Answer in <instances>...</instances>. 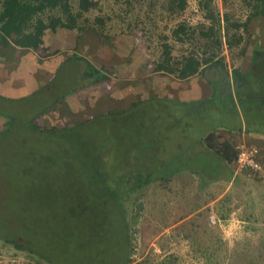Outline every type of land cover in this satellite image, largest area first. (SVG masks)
<instances>
[{"label":"rangeland","instance_id":"rangeland-1","mask_svg":"<svg viewBox=\"0 0 264 264\" xmlns=\"http://www.w3.org/2000/svg\"><path fill=\"white\" fill-rule=\"evenodd\" d=\"M94 1L96 7L85 13L79 24L111 26L107 32L115 33L117 37L110 43L114 47L109 56L104 55V48L101 49L107 60L129 62L135 54L144 58L147 53L156 68L167 72L179 66L182 68L189 57L203 60L213 56L221 59L229 70L237 67L244 71L252 63V50L256 46L264 49V18L259 16L251 18L247 32L239 31L243 36L240 43L228 46L225 42L228 36L225 28L229 29V35L235 32L231 25H226V20L243 22L249 14L245 0H187L185 9L176 14L165 10L166 0ZM97 17L102 22H96ZM181 23L185 24V31L176 37L173 30ZM209 26L216 29L222 45H216L213 38L200 35L199 31H205ZM111 46L107 45V49ZM163 57L165 61H162ZM86 61L98 70L97 75H107L104 81L107 87L113 82L105 60L95 62L86 56ZM124 65L119 61L117 70ZM117 70L112 69L111 73L120 74ZM78 75L63 88L64 92H69L65 95L69 96L65 112L70 115L71 122L75 121L71 126L60 124L62 120L54 122L58 125L53 128L39 126L38 118L43 109L50 106H44L49 98L47 102L41 99L40 104L34 105H30L33 100L14 103L0 98V237L24 240L35 251L17 249L0 239V251L6 258L17 254L36 264H48V257L53 264H106L108 258L117 264L121 260L125 246L116 252L117 246L109 239L102 240L101 232L91 235L82 231L79 223V217L85 215L82 210L79 213L78 202H75L81 201L77 196L80 189L84 190V182L77 176L84 163L78 155L83 157L96 149L95 154L102 156L97 171L111 176L116 181L114 188L121 189L122 178L127 175L129 179L133 178L130 186L121 190L128 195L124 200V218L127 222L132 221L129 224L131 243L128 250L131 254L128 264H264V182L261 177L255 173H239L229 192L218 201L220 211L217 213L212 209L215 223L209 219L212 212L208 207L189 216V212L205 202L204 191L198 188L194 191L190 185L179 191L178 198L175 185L161 184L156 176L171 178L179 169L187 168L198 176L196 185L201 187L203 178L197 170L225 173L221 167L223 162L208 154L178 160V149L163 153L161 122L166 115L160 108L144 102L131 109L101 111L99 104L105 99L103 88L106 85L99 82L97 88L87 86L91 88L93 102L97 100L98 103L94 108L79 95V90L86 87L85 83L94 84L84 77L83 71ZM113 84L119 90L121 80ZM248 87L251 88V83L238 87V94L239 90ZM51 89H46L45 94L51 95ZM241 95L243 98L245 93ZM77 99L83 104L77 103ZM119 104L123 101H118ZM241 107L245 109L246 104ZM228 109L230 121H237L233 118V108ZM79 117L83 119L78 120ZM35 128L53 130L58 135L39 132ZM87 193L85 199L89 197ZM216 196L213 192L210 197ZM113 215L108 214V218ZM84 240L86 244L82 245Z\"/></svg>","mask_w":264,"mask_h":264},{"label":"crops","instance_id":"crops-1","mask_svg":"<svg viewBox=\"0 0 264 264\" xmlns=\"http://www.w3.org/2000/svg\"><path fill=\"white\" fill-rule=\"evenodd\" d=\"M104 27L108 29L104 30L102 26H48L35 36L34 45L28 46L17 42L15 33L5 37L0 26V98L5 102L14 103L33 100L30 105L40 104L41 99L47 102L49 98V102L44 103V106L47 104L50 106L45 107L38 118L37 122L41 123L39 126L53 128L58 125L54 122L61 120L60 124L71 126L75 121L71 122L70 115L65 112L69 102V96L65 95L69 92L66 90L64 92L63 88H67L68 83L79 77L80 71L84 72L86 56L95 62L105 60L108 64V75L112 77L113 82L108 87L104 81L101 82L106 85V88H103L105 99L99 104L101 111L110 113L113 108L131 109L134 105L144 102L155 104L166 115L161 122L163 137L160 145L163 153L178 149L179 154L176 155L178 160H191L193 156L208 154L223 162L221 167L225 173L213 174L215 173L213 171L209 173L197 170L203 178L201 187L196 185L198 176L191 174L194 171L187 168L179 169L171 178L170 176L158 178L161 184L173 183L178 190L176 193L178 198L179 191L189 188L190 185L194 187V191H198L197 188L204 191L206 200L203 205L188 214L195 215L202 208L208 207L211 209V215L215 217L213 210L218 213L221 207L218 201L229 192L235 177L246 171L239 170L234 162L224 161L208 147V143L217 148L223 142H228L234 148L235 144L243 141L257 147L264 161V110L251 111L250 107H246L244 110H248L244 111L241 108L233 89L231 69L227 67L228 71L221 72L212 68L207 69L206 74H202L201 68L205 67L202 65L198 71L180 73V66L167 72L154 68L156 63L152 64L147 53L144 58H141L140 54H135L133 60L129 62L123 59H105L101 49L104 48V55L109 56L114 47L110 43L117 34L107 32L111 26ZM107 45L111 48L107 49ZM118 60L125 64L119 70ZM185 67L183 64L182 68ZM112 69H116L120 74L111 73ZM117 80H121L119 90L118 86L113 84ZM228 82L227 88L225 86ZM97 85L99 84L88 86L97 88ZM48 88H52L51 95L45 94ZM90 90L91 88L86 86L79 90V95L95 108L98 103L97 100L93 102ZM120 90L123 92L119 93ZM118 101H123V104L118 105ZM77 103L83 104L78 99ZM228 108H233V118L237 121H230ZM82 119L83 117L78 118ZM209 134L212 136L211 139L205 141ZM220 160L215 165L217 170ZM230 168L234 170L231 171ZM213 192L217 194L214 198L210 197ZM176 223L177 221L171 226L175 227Z\"/></svg>","mask_w":264,"mask_h":264},{"label":"trees","instance_id":"trees-1","mask_svg":"<svg viewBox=\"0 0 264 264\" xmlns=\"http://www.w3.org/2000/svg\"><path fill=\"white\" fill-rule=\"evenodd\" d=\"M245 2L250 9L245 21L239 22L229 21L228 19L226 20V25H231L235 30L234 33L229 35V29L225 28V33L228 34L225 42L228 46L241 42L243 36L239 31H248V24L252 17L259 16L264 18V0H245ZM0 4V26L2 31H4L5 37L15 33L17 42H20L22 45L32 46L36 41L35 36L40 34L43 28L48 26H81L79 24L80 20L85 13L96 7L97 2L94 0H0ZM186 5L187 0H166L165 10L168 13L176 14L182 12ZM95 20L96 22H102L98 17L95 18ZM31 27L34 29H30ZM102 28L105 27L102 26ZM184 31L185 24L181 23L177 25L173 30V33L176 37H179V33ZM215 32L216 29L213 26L207 27L205 31H199L200 35L213 38L215 44L220 46L222 45L221 37L216 36ZM258 48L259 47L256 46L252 50V63L247 70L242 71L237 67L231 69L233 89L238 103L240 106L241 104H246V107H250L251 111H253V109L264 110V49ZM212 57L213 56H208L203 60L189 57L185 59V69L180 66V73H183L184 71H187L188 73L198 71L202 65L205 66L204 68H201V72L203 71L202 74H206L207 69L212 70V68L213 70L216 69L221 72L228 71L226 64L221 59ZM165 60V57H163L162 61ZM154 68H156V66H154ZM97 71V69L92 68L91 63L86 61L84 74L85 77L89 79V82L92 80V83L90 84L101 83L107 79L106 74L100 73V75H97ZM249 83H251V88L248 87L246 89H241L238 94L237 88H240L243 84L248 86ZM85 85L88 86V83H85ZM228 86L229 82L225 87L228 88ZM241 93H245L243 98ZM35 130L48 133L49 135H58L53 133V130H40L36 128ZM211 137V134H209L205 141H209ZM208 147L220 155L224 161L228 163L234 162L236 151L228 142H223L217 148L208 143ZM96 151V149L94 151L90 150V153H86L83 157L80 154L78 155L80 159L83 158L84 163V166L79 168L77 174L78 178L80 177V181L84 182L82 184L84 190L80 189L77 196L81 201L79 200L80 202H75H78L77 206L79 213H82L80 212V210H82L84 212L82 214L85 215L84 217H79V223H81V230L91 233V235H94V233L98 234V231L101 232L103 234L101 237L102 240L109 239L115 246H117L116 252L119 247L121 248V246H125V255H123L117 264H128L130 262L131 254L128 250L130 247L129 244L131 243L129 224H131L132 221L127 222L124 218L126 213L124 200L128 195H125L121 190L124 186L125 188L129 187L133 178L131 180L127 175L125 179L122 178L123 183L121 189L114 188L116 181L112 179L111 176L100 174L97 171L100 170L99 166L101 165L99 164V158L102 156L96 155ZM75 159L77 160V157ZM107 161L108 159L105 158L104 163L106 165ZM90 170H93L94 172H91ZM98 175L101 177H98ZM146 176L148 178V175ZM156 177L158 179L161 175ZM89 181L91 183L88 184L87 182ZM112 181H114V183ZM63 188H65V184L63 185ZM97 191H100V194H97ZM130 191L131 190H129V192ZM85 192H88L87 195H89V200L85 199ZM93 193L94 195H92ZM112 210H114V212H112ZM110 213H114L112 218H108V214ZM123 230L126 232L122 233ZM0 239L13 244L17 249L27 248L29 252L35 253L32 247L28 246L24 240L8 237H0ZM82 243V245H85V240L82 241ZM42 259L44 260V258ZM46 261L49 262L48 264H53L50 257H48ZM106 261V264H113L111 258H108Z\"/></svg>","mask_w":264,"mask_h":264},{"label":"built area","instance_id":"built-area-1","mask_svg":"<svg viewBox=\"0 0 264 264\" xmlns=\"http://www.w3.org/2000/svg\"><path fill=\"white\" fill-rule=\"evenodd\" d=\"M236 151L234 163L239 170L246 171L248 174H257L264 182V161L261 158L260 150L257 147L250 146L245 142L235 144ZM210 221L216 222L214 215H210ZM1 250V249H0ZM7 259V260H6ZM36 264L28 258L20 257L17 254L8 255V258L0 251V264Z\"/></svg>","mask_w":264,"mask_h":264},{"label":"water","instance_id":"water-1","mask_svg":"<svg viewBox=\"0 0 264 264\" xmlns=\"http://www.w3.org/2000/svg\"><path fill=\"white\" fill-rule=\"evenodd\" d=\"M132 236H133V232H132Z\"/></svg>","mask_w":264,"mask_h":264}]
</instances>
